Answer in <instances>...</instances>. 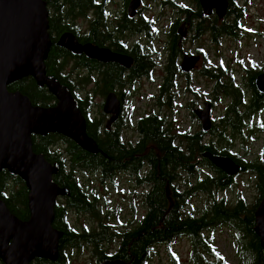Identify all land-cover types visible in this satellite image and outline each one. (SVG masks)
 <instances>
[{
	"label": "flooded vegetation",
	"instance_id": "af4514ba",
	"mask_svg": "<svg viewBox=\"0 0 264 264\" xmlns=\"http://www.w3.org/2000/svg\"><path fill=\"white\" fill-rule=\"evenodd\" d=\"M226 2L227 10L222 18L217 16L215 10L204 11L200 0H90V5L88 1L84 3L81 11L77 10L74 13L76 16L73 20L64 14L66 7L62 5V0L52 9L46 7L48 17L49 15L54 17L66 27L56 34L55 46L60 52L68 53V58L72 60H68L67 63L66 58H57V65L61 67L60 75L68 79L74 88L73 93L79 99L90 104L91 113L95 109L94 104L100 102V112L95 117L103 118V128L110 118V115L103 113L104 104L108 95L114 94L120 105L119 115L111 128L105 129L118 134L120 145L132 148L136 144L138 134L135 125L134 129H131L128 124L131 112L127 110L133 99L132 92L142 80L151 81L152 73L160 67L158 99L162 111L165 112L152 114L159 116L161 128L167 131L174 141L172 148L183 152L187 150L179 136L186 134L187 137L198 138L201 146L213 150V152L194 150L190 160L191 165L197 168L194 175L183 176V172L178 168L174 173V180L168 182L164 178L163 205L165 209L169 208V212H175L176 216L184 219L198 220L204 216L207 218V212L210 211L214 200L217 203L222 202L226 207H235L240 202L254 217L264 197V86L258 88L256 84L257 78L264 75V59L257 63L246 57L244 61L213 65L205 62L206 56L201 49L193 50L202 39L218 44L221 39L238 40L245 37L239 34L242 31L240 23L251 14L250 9L254 6L252 0ZM160 24H164L163 28ZM180 30L184 32V37L179 35ZM65 33L72 34L79 45H91L99 50H107L114 55L131 59L132 63L129 68H125L117 62L104 63L87 58L84 54L74 56L57 46L59 38ZM249 35L264 39L263 32H252ZM188 44H192L193 47L186 49L185 46ZM52 46L51 43L50 49ZM185 56L200 57L199 62L186 72L180 69ZM48 76L55 78L52 75ZM200 82L204 83V88L199 86ZM174 107H179V111H186L188 120L195 127H188L184 131L176 126V132H168L172 125L167 119V111ZM203 110H208L209 128L206 132L203 131L199 120L200 112ZM127 129H131L132 132L125 133ZM207 153L229 159L240 168V172L228 176L204 157ZM213 167L225 175L230 184L222 190L215 189L210 184L208 187L210 194L205 190L204 192L195 189L200 181L214 182L217 179L218 174ZM147 176V168L140 169L136 176L125 168H119L112 178V184H117L120 179L130 184L131 201L128 208L132 220L128 223L126 230L128 232H132L140 225L147 213L146 200L152 188L146 181ZM238 181L244 189L246 188L247 193L253 192L251 203H248L241 193L237 194L235 202L227 204L224 199V195L233 190ZM184 193L186 200L183 206L181 201ZM58 200L63 202L65 208L63 197ZM140 211L143 213L141 216ZM70 213L82 214L75 211ZM67 214L65 208L64 215ZM253 222L254 232L255 219ZM211 228L212 226H207L201 232V239L198 238L202 244L209 245L210 249L213 248L214 242ZM215 229L228 230L234 242L241 244L238 243L239 237H242L240 232L226 225ZM116 237L120 242L122 234ZM254 237L260 246V238L255 233ZM181 239L188 242L191 259L193 255L191 249L197 243L193 237L175 236L173 240L170 239L161 246L172 252L170 249ZM67 249L69 248L64 249L66 258ZM103 260L107 259L101 261ZM36 261L39 260L34 262ZM46 264L57 263L55 261Z\"/></svg>",
	"mask_w": 264,
	"mask_h": 264
},
{
	"label": "trees",
	"instance_id": "16d2710c",
	"mask_svg": "<svg viewBox=\"0 0 264 264\" xmlns=\"http://www.w3.org/2000/svg\"><path fill=\"white\" fill-rule=\"evenodd\" d=\"M48 9L59 4L60 0H42ZM90 0H62V5L66 7L64 14L68 18L76 16L77 10L81 11L84 3ZM80 13H78L79 15ZM66 27L61 25L54 17H48V35L50 37L52 48L49 50L47 59L44 61L46 75L54 76L61 84L66 86L72 96L78 103V108L85 120L86 134L96 145L98 152L89 154L72 141L63 136L49 134L43 137L31 135L32 151L35 154L42 155L51 165H58V173L52 177L53 182L61 189L66 190L63 197L68 214L70 211L76 213L91 214L93 218L98 217L97 199L93 193L85 191L77 180V173L90 172L97 175L102 182H111L116 169L125 168L136 176L138 171L147 168L148 176L146 181L152 187L151 192L146 200L147 213L132 232L122 234L115 255H107L108 251L98 250L105 244L114 242L113 233L109 227L99 221L98 226L94 229L82 233L74 232L67 221L65 208L56 202L53 211L52 227L62 233L59 240L57 264H69L64 254L65 248H81L83 245H90L94 248L96 264L102 259H120L131 264H149L155 246L168 243L175 236H190L197 243L192 247L191 264H222L214 249L209 245L202 244L201 232L207 226H212L211 231L221 225L236 230L242 234L238 243L245 254H249L250 262L248 264H264V251L257 243L254 237L253 221L254 217L238 202L235 207H226L222 202L212 203L207 212L208 216L198 220L184 219L176 216L175 212H169V208L164 207V178L168 182L174 180V173L179 168L185 175H194L197 168L191 165L190 160L194 150H203L213 152L209 147H203L196 137H187L186 134L179 135L183 147L187 150L179 151L172 148L174 141L169 137V133L161 128L159 116L153 114L142 117L135 123V130L138 134L136 144L131 148L120 145L118 134L113 131H107L102 127V117H93L89 110L90 104H86L79 99L74 93L70 82L60 75L61 67L57 65V58L63 57L68 60L69 54L60 52L55 46V36L58 32ZM142 59H140V62ZM66 63V62H65ZM65 63L63 65H65ZM138 63V60L135 61ZM78 65V61H76ZM70 79V78H69ZM71 81V79H70ZM72 82V81H71ZM10 93H20L26 96L33 106L54 107L56 100L47 91L45 87H39L32 78H24L15 81L7 86ZM173 131L172 126L168 129ZM190 138V139H188ZM217 179L214 182L209 180L197 183V190H205L208 194V187L212 184L215 189L222 190L230 184L220 171L216 169ZM229 182V183H228ZM204 191V192H205ZM29 191L25 183L17 176L10 175L7 171L0 173V200L4 202L9 212L21 221L30 219L28 209ZM186 194H183L182 203L185 205ZM64 205V204H63ZM199 238V239H198ZM169 247V246H168ZM171 254V264H178L173 252ZM214 260L210 263L208 260ZM50 263L39 260L36 263ZM0 264H2L0 262Z\"/></svg>",
	"mask_w": 264,
	"mask_h": 264
},
{
	"label": "water",
	"instance_id": "95a60500",
	"mask_svg": "<svg viewBox=\"0 0 264 264\" xmlns=\"http://www.w3.org/2000/svg\"><path fill=\"white\" fill-rule=\"evenodd\" d=\"M204 11L215 10L219 18L226 14V0H200ZM131 15V14H130ZM48 12L42 0H0V173L7 171L19 177L27 187L30 219L23 222L12 215L0 200V262L2 264H32L35 260L55 262L58 258L62 233L52 227L57 199L66 195L52 180L58 165H51L42 155L32 151L31 135L63 136L89 154L98 152L86 134L85 120L76 99L68 88L55 78L46 76L44 61L51 42L48 36ZM184 37L183 31H178ZM57 46L72 55L104 63H119L129 68L132 61L99 50L91 45H79L72 34L61 35ZM199 56H185L180 69L191 70ZM24 78H32L55 98L54 107L33 106L20 93H10L7 86ZM264 86V75L256 80ZM120 105L114 94L108 95L103 113L110 115L105 123L109 130L118 118ZM203 131L209 128L208 110L200 112ZM228 176L240 172L229 159L204 156ZM254 233L260 238L264 251V197L254 214ZM99 264H131L120 259L103 260Z\"/></svg>",
	"mask_w": 264,
	"mask_h": 264
},
{
	"label": "rangeland",
	"instance_id": "374dc122",
	"mask_svg": "<svg viewBox=\"0 0 264 264\" xmlns=\"http://www.w3.org/2000/svg\"><path fill=\"white\" fill-rule=\"evenodd\" d=\"M252 3L254 6L250 9L251 14L240 23L242 31L239 34L242 37L245 36L243 39H221L218 44H213L202 39L197 46H194L193 50L197 48L201 49L206 56L205 62L213 65L244 61L246 57L260 63L264 59V39L249 35V33H264V20H262V18L264 19V0H252ZM160 26L163 28L164 24H160ZM185 47L186 49H191L193 45L188 44ZM160 74V67H158L152 73L151 81L142 80L132 92L133 99L129 103L127 110L131 112L128 121L131 129H134L135 122L139 118L152 113L163 114L162 112H165L162 111L158 99ZM199 86L204 88V83L200 82ZM99 106V101L94 104L95 109L92 110L93 117L99 114ZM178 111L179 107H174L169 112L167 111V119L173 126L174 132H176V126L184 131L188 127H195L188 120L186 111ZM131 129H127L125 133L130 134L132 132ZM76 177L82 188L88 193H93L96 197L98 217L94 219L89 213L87 215L69 213L67 221L70 228L76 233H82L96 228L99 221L105 223L109 227V231L113 233L114 242L111 245L105 244L101 246L98 253L102 250L108 251L110 254L115 253L118 247L116 235L128 233L126 231L127 226L129 221L132 220L129 214L130 209L128 208L131 201L129 194L130 184L124 183L121 179L117 184L102 182L97 175L90 172H79ZM239 180L241 181V179ZM240 181L236 183L233 190L224 195L227 204L235 202L238 193H241L243 197L245 196L248 203H251L253 192L247 193L248 191L246 188L244 189ZM57 203L63 206L62 201L58 200ZM142 214L140 211L139 216ZM212 234V238L214 239L213 249L219 256L222 264H248L250 262L249 254H245L240 245L234 242V238L228 230L215 229ZM182 240L172 247L170 251L174 253L178 264H191L189 244L186 240ZM154 251L149 264H171L172 257L167 247L165 248L161 245L155 246ZM65 253L67 254V262L69 264H96V256L98 255V253L94 254V248L90 245H83L81 248L76 249L69 248ZM208 260L210 263L215 262L214 260ZM32 264L37 263L33 262Z\"/></svg>",
	"mask_w": 264,
	"mask_h": 264
}]
</instances>
